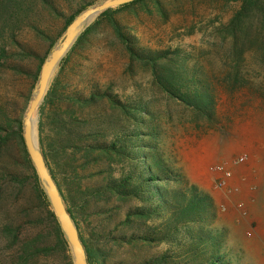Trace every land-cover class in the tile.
<instances>
[{"label":"rangeland","instance_id":"rangeland-1","mask_svg":"<svg viewBox=\"0 0 264 264\" xmlns=\"http://www.w3.org/2000/svg\"><path fill=\"white\" fill-rule=\"evenodd\" d=\"M158 1L159 6L146 0L147 6L136 5L115 13L128 44L138 53L173 47L185 50L186 60L178 64L175 81L183 91L203 93V101L212 98L211 106L204 108L203 104V110L197 109L161 89L154 80L153 65L133 57L126 42L116 38L105 23L71 54L62 74L64 94H84L92 88L110 94L115 103L105 98L80 111L79 115L90 121L85 131L114 126L124 135L127 149L143 159L131 160L126 168L133 162L145 163L153 150L181 177L180 183L171 181L166 188H182L203 197L204 220L189 223L194 226L192 231L200 229L218 236L204 242L202 249L186 242L188 252L178 246L189 234L185 226H179V238L174 240L133 237L127 241L133 234L145 233V225L155 231L164 229L167 215L141 219L133 216V222L124 224L129 209L143 207L152 200L141 196L120 199L105 190L89 197L86 212L74 208L77 223L83 237L102 251L104 264H138L159 257H163L159 264H264V54L256 45L242 41L234 46L229 40L220 43L212 34L209 20L221 12L218 0ZM58 5L64 16L47 17L42 24L53 37L72 12L62 0ZM229 15V11L223 12L225 20ZM64 32L48 51V43L36 33L27 31L21 36L46 59ZM19 64L24 71L0 74V100L9 107L12 117H21L23 128L40 71L34 80L30 75L38 66L34 57L19 60ZM190 79L195 82L192 84ZM38 117L37 110V122ZM24 148V138L22 141L16 133L0 144V264H18L21 244L40 233L45 243L54 240L48 210L54 211L49 199L47 206L39 197L36 176L45 190ZM95 169L89 165L82 173ZM102 180L103 175H87L81 185L95 190L107 184ZM157 186L165 189L162 183ZM5 224L19 227L16 243L10 244L2 232ZM156 235L160 238L162 234ZM69 261L73 264L71 249L69 253L54 252L33 259L30 264Z\"/></svg>","mask_w":264,"mask_h":264},{"label":"trees","instance_id":"trees-1","mask_svg":"<svg viewBox=\"0 0 264 264\" xmlns=\"http://www.w3.org/2000/svg\"><path fill=\"white\" fill-rule=\"evenodd\" d=\"M70 6L72 12L65 17L61 31L53 37L45 26H42L47 17H62L63 11L59 7L60 0H0V74L8 70L24 71L19 60L34 57L38 60L37 70L30 73L36 80L40 67L45 57L38 51L30 47L22 38V34L27 31L36 33L42 40L47 42V51L55 43L56 37L63 33L66 26L76 17L78 13L93 5L97 0H62ZM155 5L159 6L158 0ZM221 12L215 14V18L209 20L212 34L220 40V43L228 41L238 46L239 43L252 44L258 46L264 54V0H218ZM146 0H134L132 2L110 8L101 13L76 39L69 50V54L58 64L57 73L50 81L47 93L38 109V141L46 165L57 183L67 211L77 225L79 237L84 246L88 264H104L102 251L96 248L89 240H86L80 226L77 223L74 208L86 212L90 196H98L102 191H108L111 195L120 199L139 197L151 201L143 207L129 209L126 212L122 223L133 222V216L137 219L148 218V216H165L164 229L155 231L152 226H146V232L141 235L133 234L130 239L137 237L146 241L157 239L174 240L179 238V226L189 228V234L184 237L185 242L178 244L179 248L187 250L186 242L194 247L202 249L204 242L216 239L218 234L211 236L204 231H192L193 225L203 221L202 212L204 203L202 195L187 193L180 189H170L166 186L171 181L180 183L181 177L173 172L166 163L160 161V157L150 151L145 159V163L137 164L126 168L131 160L143 159L136 156L134 151H129V146L123 141L124 135L117 133L114 126L109 129L86 130L90 121L79 115L89 105L99 100L105 99L112 104L114 98L106 91L92 88L88 93H72L68 96L64 94L62 85V74L71 54L82 48L102 23L111 28L116 38L123 43L126 42L128 52L142 62L150 63L155 68L154 80L159 87L169 91L178 99L190 105H195L197 109L203 110L208 105L211 106L212 98L203 101V93L194 94L188 90H181L176 83L178 64L185 63L187 52L180 47H173L164 50L147 51L138 53L128 44V38L123 32V26L116 19L115 13L136 5H145ZM229 11L227 20L224 19L223 12ZM208 28V27H207ZM212 35V36H213ZM46 54V53H44ZM16 60V61H15ZM165 61V62H164ZM192 84L194 79H190ZM205 93H208L206 90ZM9 107L0 100V144L5 143L8 138L16 133L23 141L21 117H12L8 111ZM211 109L207 112L211 113ZM209 113V114H210ZM109 124V121L106 120ZM96 124V123H95ZM154 132V131H152ZM91 137L93 139H91ZM152 147L154 145L151 144ZM24 154L29 160L27 150ZM89 165L96 166L95 171L82 173ZM85 171V170H84ZM103 175L105 186L83 187L81 181L87 175ZM39 197L49 206L48 198L43 192L40 182L37 179ZM160 183L165 185V189L158 187ZM150 194L153 197L150 198ZM91 194V195H90ZM204 198H207L206 196ZM151 199V200H150ZM49 218L52 220L54 229V240L52 244L45 243L42 239L43 233L25 240L21 246L17 258L18 264H30V261L39 257H47L54 252H70L68 241L51 209L48 210ZM189 225V226H188ZM165 230V231H163ZM2 232L10 244L17 242L19 227L5 224ZM165 232V233H163ZM162 234L157 237L156 234ZM122 240V239H120ZM206 255V254H204ZM163 257L146 259L138 264H159ZM67 264H72L69 261ZM201 264H206L203 261ZM210 264V263H209ZM212 264H216L213 262Z\"/></svg>","mask_w":264,"mask_h":264},{"label":"water","instance_id":"water-1","mask_svg":"<svg viewBox=\"0 0 264 264\" xmlns=\"http://www.w3.org/2000/svg\"><path fill=\"white\" fill-rule=\"evenodd\" d=\"M132 1L134 0H105L77 14L67 26L57 45L42 63L34 95L23 117V138L27 152L68 241L73 256V264H88L86 252L79 237L77 225L67 211L57 183L53 179L46 165L43 153L40 150L37 135V119L35 118L36 121L34 122V116L44 100L54 70L70 50L78 36L104 11ZM34 128L37 135L36 143L32 135Z\"/></svg>","mask_w":264,"mask_h":264},{"label":"bare ground","instance_id":"bare-ground-1","mask_svg":"<svg viewBox=\"0 0 264 264\" xmlns=\"http://www.w3.org/2000/svg\"><path fill=\"white\" fill-rule=\"evenodd\" d=\"M36 121V119H35V116H34V122ZM33 140L35 141V143H36V140H37V135H36V130H35V128L33 129Z\"/></svg>","mask_w":264,"mask_h":264},{"label":"built area","instance_id":"built-area-1","mask_svg":"<svg viewBox=\"0 0 264 264\" xmlns=\"http://www.w3.org/2000/svg\"><path fill=\"white\" fill-rule=\"evenodd\" d=\"M235 160V159H234Z\"/></svg>","mask_w":264,"mask_h":264}]
</instances>
